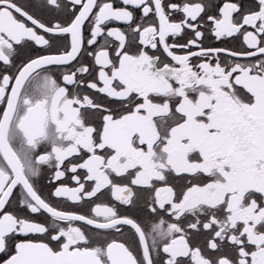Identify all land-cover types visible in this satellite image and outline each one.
<instances>
[{"label": "snow or ice", "instance_id": "obj_1", "mask_svg": "<svg viewBox=\"0 0 264 264\" xmlns=\"http://www.w3.org/2000/svg\"><path fill=\"white\" fill-rule=\"evenodd\" d=\"M0 264H264V0H0Z\"/></svg>", "mask_w": 264, "mask_h": 264}]
</instances>
